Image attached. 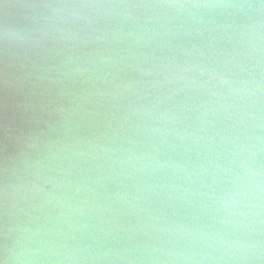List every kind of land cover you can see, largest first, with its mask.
<instances>
[{
  "label": "clouds",
  "instance_id": "obj_1",
  "mask_svg": "<svg viewBox=\"0 0 264 264\" xmlns=\"http://www.w3.org/2000/svg\"><path fill=\"white\" fill-rule=\"evenodd\" d=\"M0 3V264H264V0Z\"/></svg>",
  "mask_w": 264,
  "mask_h": 264
},
{
  "label": "water",
  "instance_id": "obj_2",
  "mask_svg": "<svg viewBox=\"0 0 264 264\" xmlns=\"http://www.w3.org/2000/svg\"><path fill=\"white\" fill-rule=\"evenodd\" d=\"M4 10L2 3H0V19H3ZM3 53L0 51V159L3 156V144L7 140L10 148L15 150L24 138V135L29 132H39L43 130L47 137L56 140L63 138L65 131L69 132V135L74 134L75 129L65 130L59 127L47 128L39 120L43 119H55L43 116V113L37 110L33 112L31 107V101L18 97L16 95H7L3 86ZM87 132V129L81 130V134ZM40 146L39 144L32 150V155L35 159H40ZM192 158L195 159V154H192ZM41 163L47 164L46 160ZM0 185H2V178H0ZM3 222V210L0 208V224ZM2 242V241H0Z\"/></svg>",
  "mask_w": 264,
  "mask_h": 264
}]
</instances>
